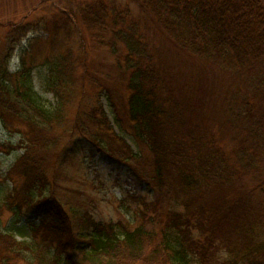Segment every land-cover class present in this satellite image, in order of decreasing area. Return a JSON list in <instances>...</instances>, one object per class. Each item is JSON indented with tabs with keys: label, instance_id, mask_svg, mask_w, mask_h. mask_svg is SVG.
I'll return each instance as SVG.
<instances>
[{
	"label": "trees",
	"instance_id": "trees-1",
	"mask_svg": "<svg viewBox=\"0 0 264 264\" xmlns=\"http://www.w3.org/2000/svg\"><path fill=\"white\" fill-rule=\"evenodd\" d=\"M130 1L142 16L146 30L156 31L200 75L196 87H205L206 76L219 77L223 83L238 82L239 95L229 104L227 117L231 119L225 123L227 130L237 131L232 136L230 156L217 146L210 133L200 134L193 129L188 134L186 130L191 126L182 119V128L174 129L169 138L163 136L166 127L189 109L190 99H178L172 89L165 92L161 88L147 34L140 30L132 11L91 0L77 5L75 12L52 15L51 41L56 43L58 32L64 31L69 39L78 32L79 47L75 54L66 48L62 57L48 60V89L61 100L75 86L81 91L89 86L95 92L98 98L90 108L92 112L83 113V122L104 131L95 133L97 137L89 141L88 151L91 155L97 152L101 160L120 169L118 173L123 170L136 187L155 193L149 209L152 217H146L147 205L146 211L139 214L143 226L134 228L121 222L95 221L73 210L71 217L52 193L43 194L48 185L39 170L40 163L28 157L32 150L19 161L18 180L7 174L12 184L7 208L22 216L33 242L39 239L46 250H54L52 259L42 258L43 264H264L263 3ZM92 51L112 58L105 62V71L100 65L102 75L88 63ZM113 73L129 93L125 112L128 131L123 130L121 119L115 115L108 88ZM162 83L165 85V81ZM29 85L27 81L26 92L18 94L25 102L21 106L10 97L7 87H1L0 117L3 119L5 111L14 115L30 111L43 116L44 123L55 120L56 113L49 116L36 104ZM189 90L186 83L176 92L180 96ZM241 91L245 97L251 93L261 104L248 103V97L241 99ZM104 93L117 127L137 140L136 153L125 138L114 133L99 102ZM199 104L202 106L203 101L195 106ZM24 120L38 133L51 126L37 124L31 117ZM248 183H252L251 189ZM35 191L37 197L33 196ZM196 204L200 205L194 210ZM206 209L212 212L207 214ZM74 223L78 229H74ZM225 250L241 253V257L234 255L230 262L221 261L218 254ZM24 251H31L29 244L0 233V264L23 259Z\"/></svg>",
	"mask_w": 264,
	"mask_h": 264
},
{
	"label": "rangeland",
	"instance_id": "rangeland-1",
	"mask_svg": "<svg viewBox=\"0 0 264 264\" xmlns=\"http://www.w3.org/2000/svg\"><path fill=\"white\" fill-rule=\"evenodd\" d=\"M89 1L91 0H0V90H4L1 87H7L10 97L21 106L25 102L20 100L18 94L26 92L29 81L36 104L42 107L47 115L51 116L50 114L55 113L57 115V118L49 123H44L43 116H36L30 111L25 114L17 111L16 115L5 111L3 119L0 117V233L12 235L17 241L29 244L32 251H24L23 259L13 258V264H38L39 260L43 264V257L48 260L54 255L52 247L46 250L39 239L33 242L30 228L22 216L12 213L7 208V196L12 190V184L6 177L9 173L18 180V164L26 151L32 150L28 157L40 163L39 170L48 185L43 194L52 193L55 200L71 217L73 210L79 214H88L95 221L121 222L134 228L142 225L139 214L141 211H146L145 205L148 206L146 217H152V211L149 209L154 204L155 193L136 187L131 180H127L123 170L120 175L121 173H118L120 169H115L101 160L97 152L91 155L88 151L89 141L97 137L95 133L104 131V128L97 129L93 124L83 122V113L87 110L91 113L90 108L96 103L98 97L95 92L89 86H85L82 91L75 86L70 93L67 92L66 98L61 100L55 98L56 96L48 89V60L62 57L66 48L71 49L75 54L79 47L78 32L72 39L65 37L64 31L58 32L56 43L51 41L52 15L68 10L75 12L77 5ZM103 1L117 8L128 7L132 11L134 19L140 24V30L147 34L152 60L159 70V80L163 86L161 88L164 91L172 89L178 99L189 98L191 101L189 109L183 112L175 124L166 127L163 136L169 138L174 129L182 128L184 123L189 124L191 127L186 130L188 134L193 129L200 134L203 131L208 135L210 133L217 146L226 156H230L234 146L232 136L237 131L227 130L228 124L225 123L230 118L227 117L229 104L239 95L236 92L238 82L223 83L218 79L219 77L206 76L205 87H196V82L201 79L200 75H197L193 66L156 31L154 33L153 30H146L143 26L144 20L139 16L140 13L133 2ZM261 2L264 5V0ZM82 35L85 33L83 32ZM87 60L96 69L97 74L102 75L101 66L105 71V62L111 61L112 58L105 56L101 51H92ZM110 77L108 88L114 99L115 115L121 119L122 126L125 127L128 123L125 112L129 93L115 73L110 74ZM162 81H165V85ZM186 83L190 90L178 96L177 92ZM65 93L66 91L63 94ZM250 95L251 93L248 98L245 97L243 91L241 99L247 98L250 104H261L256 97ZM25 101L28 103L27 100ZM202 101V106L201 104L195 106ZM99 102L114 133L125 138L136 153L139 145L137 140L131 134L124 132L128 131L127 127L123 128L124 131L117 127L105 93L101 95ZM30 117L37 124L51 126H46L45 132L38 133L24 120ZM181 119L184 121L183 124ZM87 131L90 135L86 134ZM192 135L193 133L190 134ZM248 187L251 189L252 183H248ZM33 196L37 197L36 191L33 192ZM198 205L200 204L193 207L194 210ZM206 210L207 214L212 212L211 209ZM78 228L74 223V229ZM192 233L194 236L197 235L196 228H192ZM234 255L235 258L241 257V253L229 254L225 250L220 252L217 258L230 262Z\"/></svg>",
	"mask_w": 264,
	"mask_h": 264
}]
</instances>
